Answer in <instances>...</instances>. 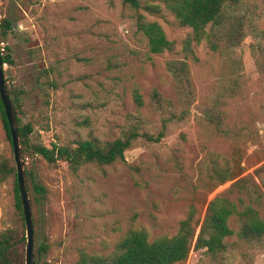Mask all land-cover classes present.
I'll list each match as a JSON object with an SVG mask.
<instances>
[{"label":"rangeland","instance_id":"374dc122","mask_svg":"<svg viewBox=\"0 0 264 264\" xmlns=\"http://www.w3.org/2000/svg\"><path fill=\"white\" fill-rule=\"evenodd\" d=\"M250 2L259 6L255 11L264 29V0ZM149 18L175 42L173 52L151 54L137 31L135 12L121 0H0V21L13 23L0 45L1 54L9 48L14 60L4 66V75L7 86L25 91L20 118L34 127L33 141L49 148L79 139L104 144L138 116L145 130L160 129L163 116L152 93L177 103L168 63L185 58L183 41L190 30L177 26L168 12ZM251 42L248 38L230 56L215 54L204 43L196 47L198 60L187 58L196 95L188 120L171 125L161 143L137 144L126 152L125 162L74 171L64 161H25L48 191L39 206L32 205L35 252L40 244L49 246L40 264H75L82 251L110 254L130 230H145L151 241L174 236L191 206L203 220L217 196L240 204L243 196L232 189L239 179L253 177L261 185L255 171L264 165V75ZM234 56L239 80L225 83L236 86L232 92L221 90ZM135 90L143 97L142 108L134 101ZM222 91L228 101L221 109L234 129L230 138L203 122L204 111ZM9 144L0 117V154L10 152ZM237 149L242 174L214 187L212 166L233 165ZM12 216L8 185L0 194V231ZM230 226L238 231L237 217ZM230 240L240 245L237 237ZM201 259L202 251L193 249L184 264H205ZM252 261L264 264V249Z\"/></svg>","mask_w":264,"mask_h":264},{"label":"trees","instance_id":"16d2710c","mask_svg":"<svg viewBox=\"0 0 264 264\" xmlns=\"http://www.w3.org/2000/svg\"><path fill=\"white\" fill-rule=\"evenodd\" d=\"M124 7L135 12L137 31L147 40L151 54L161 55L175 50V42L171 41L159 22L150 20L149 16H160L170 13L176 25L189 29L190 33L183 41L184 59L170 61L168 71L175 83L178 96L177 103L164 100L157 91L152 93L155 108L163 116L160 129L157 132L145 130L143 119L132 117L121 135L112 141L79 139L71 145L51 144L49 148L41 142L33 141L35 131L32 124H25L20 115L23 109L25 91L21 88L7 86L10 99L16 111L22 152L25 161L41 157L50 165L64 161L77 171L87 165L110 166L125 162V154L137 144H158L166 138L169 127L183 124L189 118L190 107L196 100L195 90L190 78V67L187 58L197 61L195 48L205 44L213 53L230 56L252 40L251 47L257 58L259 72L264 75V29L260 25V15L255 11L259 6L250 0H121ZM13 30L9 19L0 21V45ZM2 50V47H0ZM9 53L2 55V64L13 65L14 60ZM2 52V51H1ZM231 71L222 79V87L231 92L236 86H224L230 80L237 83L239 73L238 59L230 63ZM220 97H215V103L204 111L203 122L213 128L217 135L231 137L234 129L226 124L222 105L228 98L223 91ZM134 101L138 108L144 106L143 97L138 90L134 91ZM234 96V95H233ZM0 117L10 143V152L0 154V194L6 186L12 190L13 216L10 224L3 223L0 231V264H26L27 231L24 213L20 199L16 164L13 153V143L9 123L0 100ZM249 137V136H248ZM252 140L254 136H250ZM234 164L211 168L209 182L214 187L236 179L242 174L241 155L237 149ZM28 166V165H26ZM27 182L32 205L39 206L47 197V189L36 180L34 171L26 167ZM261 185L255 178L239 179L233 190L240 197V204L226 196H217L208 206L203 220L197 219L194 206L189 208L185 219L180 221L178 232L174 236H165L151 241L143 229L130 230L118 243L114 251L107 255L80 252L75 264H184L191 251H202L205 264H251L257 252L264 249V165L255 171ZM245 199L249 203H245ZM237 217L238 231L230 226V220ZM200 228L199 233L197 230ZM237 237L235 244L230 239ZM49 246L40 244L35 252L36 264L47 254Z\"/></svg>","mask_w":264,"mask_h":264},{"label":"water","instance_id":"95a60500","mask_svg":"<svg viewBox=\"0 0 264 264\" xmlns=\"http://www.w3.org/2000/svg\"><path fill=\"white\" fill-rule=\"evenodd\" d=\"M0 100L3 105L11 132L13 143L14 160L16 164L20 199L22 203L24 220L27 231V246H26V264H36L35 259V226L33 206L30 197L29 186L26 176V162L22 152V143L19 135L18 120L13 103L7 88V83L4 75V67L2 64V54L0 50Z\"/></svg>","mask_w":264,"mask_h":264},{"label":"built area","instance_id":"2783aa9c","mask_svg":"<svg viewBox=\"0 0 264 264\" xmlns=\"http://www.w3.org/2000/svg\"><path fill=\"white\" fill-rule=\"evenodd\" d=\"M20 28H22V26H20Z\"/></svg>","mask_w":264,"mask_h":264}]
</instances>
